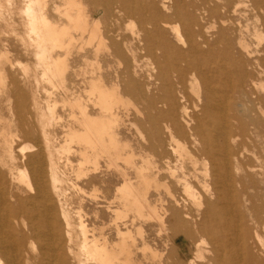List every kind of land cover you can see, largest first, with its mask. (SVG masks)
Instances as JSON below:
<instances>
[{
    "label": "bare ground",
    "instance_id": "1",
    "mask_svg": "<svg viewBox=\"0 0 264 264\" xmlns=\"http://www.w3.org/2000/svg\"><path fill=\"white\" fill-rule=\"evenodd\" d=\"M160 1L0 0V264H147L162 256L146 238L152 219L185 234L183 259L198 230L188 264H264V0ZM126 16L139 22L128 35L117 31ZM58 104L68 111L59 146L48 129ZM131 125L143 153L123 140ZM86 164L122 178L105 198L109 221L95 222L97 188L94 222L81 197L72 205Z\"/></svg>",
    "mask_w": 264,
    "mask_h": 264
},
{
    "label": "rangeland",
    "instance_id": "2",
    "mask_svg": "<svg viewBox=\"0 0 264 264\" xmlns=\"http://www.w3.org/2000/svg\"><path fill=\"white\" fill-rule=\"evenodd\" d=\"M157 1H158V5L161 6V1L160 0H157ZM88 7L89 9H94L97 6H93L91 3L88 2ZM96 13L97 12H89V14L91 15H95ZM243 13L244 12H239L238 14L233 15L232 17L239 18V20L241 21L243 25L248 24L251 29L253 28V26L257 25V21L255 18H258V17L254 16L255 14L254 12H247L246 15L248 16H244ZM260 14L261 13L257 15L260 16L259 17L260 19H262V16ZM53 15L56 18H59L58 14H53ZM107 15L108 14L106 12H99V14L96 15L98 18L101 19L103 29L105 31L107 29L109 30L111 27ZM170 20L177 21V19L173 17ZM129 23H133L134 25L136 24V26L139 27V22L137 21L136 17L126 16V17H122L120 24L118 23L117 31L120 32L121 34L128 35L130 31L126 27L129 25ZM180 23L182 22L180 21ZM110 42H111V39H108V43ZM250 42L252 43V41ZM218 47H222V44H219ZM91 52H92L91 48H88L84 54H86L88 57H91L92 56ZM102 59L107 69L106 70L107 74H109L111 78H114L115 69L110 67L111 65L114 64L113 63L114 59H109L106 57ZM71 62H72L74 70L78 73L80 71V67L83 65L82 54L75 53L71 59ZM69 78L74 79L75 82L78 83V85L81 83V80H82V76H75V73L73 75H69ZM53 91L56 92V90H53ZM129 97L138 105L140 109L144 110V104L141 101V99H139V97H134L131 95H129ZM192 98H193V95H192ZM257 106L258 104L249 102V107L255 109ZM263 106H264V102H263ZM56 114L58 116H61L62 118L56 121V123L54 122L51 126H48V129L51 131L52 135L54 134L53 137L57 138L56 143L59 146L61 144V141H63L64 139V131L66 130L65 124H67L66 121L68 118L67 116L68 111L65 108H63L61 104H58V106L56 107ZM137 117L138 116L136 115L135 111L131 110L130 122H135V119ZM138 125L140 126V129L143 131V134L146 135L144 125H140V124ZM247 128L249 130L253 129L252 126H248ZM121 133H122L123 140L131 144L136 153H143V150L148 146V143H145L143 141L140 134L136 131L135 127H133L132 125L123 127L121 129ZM251 137L253 138V135H251ZM30 143L35 145L36 142L30 141ZM61 155L63 157L62 160L66 161L65 153H61ZM155 158L158 159L157 156H155ZM69 159L70 161L67 167L69 166L68 168H69L70 178L74 179L75 172L78 169L79 164H80V157L79 155L72 153V154H69ZM85 168L88 170L87 172L88 174L83 175L80 178L79 183L86 190V193L76 194V192L71 190L70 194L73 198L72 205L73 206L77 205L79 201V197H81L83 199L85 210L89 213V216H90V218L88 219V222L89 223L94 222L95 220L94 210L96 208L94 207L95 205L93 204L94 203L93 198L89 196V194L92 192L93 188H97L99 191L96 192V194H97L99 202L101 203L100 205L97 206V209L101 212V217L100 219H96L95 222L99 224L103 222L104 220L109 221L110 214L107 211H105V204H106L105 198L109 200H112L114 198L115 189L118 185L122 183V178L118 176V174L113 170H109L108 172H106L107 169L105 166H102V169L104 170V175L101 174L100 172L98 173L91 172L90 169H92V167L90 164H86ZM176 189L178 193L180 194V196L183 197L184 196L183 192L177 187ZM164 206L169 207L170 206L169 202L168 201H166V203L164 202ZM161 226L162 225H160L159 222L155 219L149 220L144 224V227L147 231L146 238H147L148 243L162 255L160 259H156L153 261L149 260L147 264H188V261L192 257L193 250L195 249V246H196L195 242L201 237L198 230L193 226L191 227V232L189 233L188 236L194 243L192 246L193 249H191V253L187 254L185 256L186 258L184 257L183 259V257H181L178 253V247L179 249L181 247V239L179 240V238H177L178 236L176 235L178 234L185 235V234L182 233L181 231L180 232L175 231L174 225L171 223V221L167 220L165 223V226L164 227H161ZM207 247H210V246H207ZM206 256L210 257L211 254L206 253ZM197 263L198 264H211L208 261V259L205 261L197 262Z\"/></svg>",
    "mask_w": 264,
    "mask_h": 264
}]
</instances>
